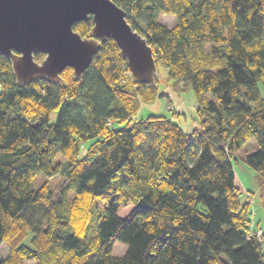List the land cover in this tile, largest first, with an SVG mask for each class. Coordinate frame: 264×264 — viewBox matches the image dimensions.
Instances as JSON below:
<instances>
[{"label":"trees","instance_id":"1","mask_svg":"<svg viewBox=\"0 0 264 264\" xmlns=\"http://www.w3.org/2000/svg\"><path fill=\"white\" fill-rule=\"evenodd\" d=\"M113 1L166 72L152 86L133 81L111 38L55 85L20 86L0 54V264H264L234 167L253 139L243 159L264 189V0ZM92 26L73 28L85 37ZM163 83L194 92L193 131L175 111L135 116ZM38 173L48 180L35 189Z\"/></svg>","mask_w":264,"mask_h":264},{"label":"water","instance_id":"2","mask_svg":"<svg viewBox=\"0 0 264 264\" xmlns=\"http://www.w3.org/2000/svg\"><path fill=\"white\" fill-rule=\"evenodd\" d=\"M90 17L84 37L73 27ZM107 38L117 43L134 82L152 86L162 76L152 46L113 0H0V54L20 86L58 84L65 68L79 77Z\"/></svg>","mask_w":264,"mask_h":264},{"label":"rangeland","instance_id":"3","mask_svg":"<svg viewBox=\"0 0 264 264\" xmlns=\"http://www.w3.org/2000/svg\"><path fill=\"white\" fill-rule=\"evenodd\" d=\"M159 19L166 27L171 28L175 23L176 19L173 16H169L163 13L159 14ZM161 72V77L159 79L162 80V77L165 76L166 72L164 68L159 69ZM262 89V95L264 96V89ZM160 90L164 91V95L162 97H158L157 100L152 105L142 104L140 110L135 115L138 119L152 117L153 115L159 116H167L169 118L173 117V108L175 106V120L185 128V131L191 132L197 126H199V118L196 113L197 108V99L194 92L191 89H184L179 87L178 89L172 88L171 85L160 86ZM178 108V109H177ZM176 109L178 111H176ZM57 112H53L51 114L50 120L52 122L56 121ZM91 140L86 142L85 147H83L80 151L83 155L87 148V145ZM258 147L257 143L251 139V141L246 142L237 153V161L234 163L235 173L237 176V183L239 187L242 188V197H245L246 201L250 203L251 207V218L253 223H257V227H253V223L251 225V230H259L260 228L264 231V189L261 186L262 179L260 175H258L257 171L254 168H251L244 161V156L246 153H250L251 151L256 150ZM61 160V155L58 156L56 161ZM48 180V177L43 173H38V176L34 180L33 185L35 189H39V187ZM50 184L53 187H59L61 184V178L55 177L50 179ZM74 194L71 192V196ZM101 209L106 206L105 202H99ZM132 210V205L121 206L118 210L119 215L122 218H125L129 212ZM264 238V236H263ZM113 251L112 254L123 255L128 245L116 240L112 244ZM8 251L5 247H0V255L6 257ZM25 264H38L35 260H26Z\"/></svg>","mask_w":264,"mask_h":264},{"label":"built area","instance_id":"4","mask_svg":"<svg viewBox=\"0 0 264 264\" xmlns=\"http://www.w3.org/2000/svg\"><path fill=\"white\" fill-rule=\"evenodd\" d=\"M249 236L258 239V241L261 242V244H264V238H263L264 231L262 228H260L259 230H251Z\"/></svg>","mask_w":264,"mask_h":264},{"label":"crops","instance_id":"5","mask_svg":"<svg viewBox=\"0 0 264 264\" xmlns=\"http://www.w3.org/2000/svg\"><path fill=\"white\" fill-rule=\"evenodd\" d=\"M178 109V108H177ZM176 109V110H177ZM178 111V110H177ZM183 127V126H182ZM183 129L185 130V128L183 127ZM253 227H254V229H255V227H257V223H253Z\"/></svg>","mask_w":264,"mask_h":264}]
</instances>
